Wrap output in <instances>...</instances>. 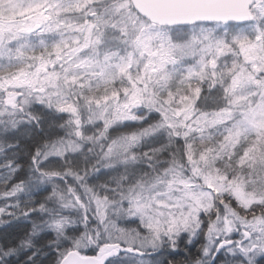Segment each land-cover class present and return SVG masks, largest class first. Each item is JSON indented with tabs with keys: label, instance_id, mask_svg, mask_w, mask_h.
<instances>
[{
	"label": "snow or ice",
	"instance_id": "snow-or-ice-1",
	"mask_svg": "<svg viewBox=\"0 0 264 264\" xmlns=\"http://www.w3.org/2000/svg\"><path fill=\"white\" fill-rule=\"evenodd\" d=\"M0 264H264V0H0Z\"/></svg>",
	"mask_w": 264,
	"mask_h": 264
}]
</instances>
